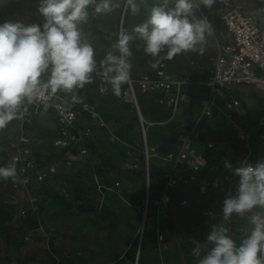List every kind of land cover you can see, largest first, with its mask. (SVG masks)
<instances>
[{
	"label": "crops",
	"instance_id": "obj_1",
	"mask_svg": "<svg viewBox=\"0 0 264 264\" xmlns=\"http://www.w3.org/2000/svg\"><path fill=\"white\" fill-rule=\"evenodd\" d=\"M112 2L119 5L115 8L118 11L124 2L127 5V0ZM136 3L139 12L133 15L127 5L128 11L133 20L144 23L150 9L163 2L136 0ZM94 10L93 4L88 6L89 14ZM211 40V35L207 34L204 43ZM131 41L136 49V53L128 58L132 64L131 75L153 71L151 65L156 60L145 53V42ZM202 46L200 44L196 51L188 54L182 52L171 60H161L174 76L188 75L192 79V82L181 85L183 98L175 109L159 104L156 94L139 93L142 95L139 110L146 119L156 121L147 132L148 143L157 152L151 159L153 190L162 184L170 168L162 153L177 147L181 123L203 129L196 146L209 160L205 173L217 170L224 158L235 159L243 153L233 129L225 121L223 99L217 101L219 109L212 115L205 116L201 112L199 100L206 91L200 81L205 78L213 56L212 51L204 53ZM246 89L251 91L243 98L240 90ZM124 90L125 84L121 86L119 96L113 93L112 86L106 93H100L92 81L71 93L60 91L68 106L79 111L70 128V134L76 138L69 143H54L59 130L51 112L31 110L21 123L13 120L0 129V167L13 150L9 146L10 140L19 133L30 139L32 156L40 165H57L56 173L41 182L32 181L19 187L8 182L12 186V200L0 210V252L4 259L16 263L44 251L56 264H96L92 258L99 252L109 261L99 264H110L112 260L119 264H134L142 219L143 156L136 111H133L131 101L123 97ZM226 92L239 99V107L244 113L241 118L243 125L256 131V123L264 109L262 93L249 85H231ZM73 95L80 102H73ZM83 104L89 105L91 110H82ZM210 142L213 147L206 148ZM81 149L86 153H80ZM130 163L137 166L126 167ZM116 181L119 185L113 188ZM185 193V190H180L176 195ZM180 207L196 213L195 220L184 233L180 231L178 222ZM22 209L25 210L23 214L20 213ZM204 221L201 208L194 203L182 206L173 202L166 218L158 216L151 206L145 220L137 264H156L159 260L164 264H199L204 255L196 257L192 254L196 244L187 237L202 239ZM148 222L150 226L147 228ZM161 233L163 240L159 243L157 235ZM240 244L238 239V246Z\"/></svg>",
	"mask_w": 264,
	"mask_h": 264
},
{
	"label": "built area",
	"instance_id": "obj_2",
	"mask_svg": "<svg viewBox=\"0 0 264 264\" xmlns=\"http://www.w3.org/2000/svg\"><path fill=\"white\" fill-rule=\"evenodd\" d=\"M173 2L174 0L169 5ZM217 17L224 28L225 36L223 39L215 38V51L210 59V67L205 78L200 81L206 95L199 100V105L202 114L210 116L219 109L217 101L224 100L222 111L225 121L233 129L236 142L242 147L243 153L235 159L224 158L217 170L205 173L209 160L203 150L196 146L203 129L185 122L181 123L177 147L162 153V158L170 163V168L162 184L153 190L151 159L157 155V152L155 147L148 143L147 132L149 126L154 125L156 121L148 120L143 116L139 110L135 91L141 94H156L159 104L175 109L183 98L181 85L192 82V79L188 75L174 76L163 62H160L151 72L130 76L129 81L125 83L123 97L126 99L128 96L131 97L137 115L142 141L144 187L140 202L142 219L138 229L134 264H137L149 208L152 206L158 216L166 218L173 202L182 206L194 203L201 208V214L205 219L202 226L204 237L198 239L189 236L187 240H193L196 247H200L202 255L214 246L207 241L213 226L226 227L227 234L238 246L239 214L233 213L225 220L223 205L225 199L238 195L239 177L234 169L242 166L244 162L250 163L253 167L264 163V109L256 123L257 130L252 131L243 125L241 118L244 113L239 107V99L232 93H227L226 90L230 89L231 85H249L260 91L264 98V0H222ZM101 62L102 60L96 63L97 71L91 74V78L97 85L98 91L106 93L111 84L102 75L104 66ZM49 72L42 74V82L47 81ZM81 109L91 110V107L83 104ZM31 110L52 113L59 130V136L54 143L65 144L76 138L70 134V128L79 111L68 106L60 91L32 103L25 100L18 110V118L13 120L21 123ZM9 146L13 150L1 167H7L15 160L17 174L21 180L25 181L14 183V187L27 186L32 181L41 182L48 175L56 173V163L43 166L35 160L31 153L30 139L25 134L19 133L12 138ZM212 147L211 142L206 144V148ZM80 153L85 154L86 151L81 149ZM225 162L231 163L232 168H225ZM136 166L135 163L126 165L129 168ZM118 185L119 182H114L113 188ZM180 190H185V195H176ZM20 213H25V210H20ZM162 240L163 234H158L157 241L160 243ZM156 264H164V262L159 260Z\"/></svg>",
	"mask_w": 264,
	"mask_h": 264
},
{
	"label": "clouds",
	"instance_id": "obj_3",
	"mask_svg": "<svg viewBox=\"0 0 264 264\" xmlns=\"http://www.w3.org/2000/svg\"><path fill=\"white\" fill-rule=\"evenodd\" d=\"M170 2L163 0L161 5L153 6L147 22L135 29L145 40V53L156 60L152 68L163 59L171 60L182 52L196 51V46L205 41V34H212L207 18L193 16L189 20L193 15V0H174L173 8L168 7ZM201 2L211 7L214 0ZM92 4H96L97 13L113 10L111 0H100L98 4L96 0H41L38 11L45 17L43 30L37 24L0 23V129L18 118V110L25 100L32 103L59 91L71 93L92 82L91 74L97 71L94 49L82 40L79 27L87 20V9ZM127 5L133 15L140 10L136 0H127ZM130 39L121 31L118 42L113 45L120 55L109 52L101 62L102 75L116 96L131 76ZM165 49L166 54L161 56ZM45 72H49L48 79L42 82ZM72 100L80 102L75 95ZM224 166L232 168L228 162ZM234 171L239 177L238 195L224 200L225 220L233 213L243 215L256 207L264 208V163L253 167L244 162ZM0 178L25 182L17 174L15 160L7 167H0ZM251 223L254 228L239 246L227 234L226 227L213 226L207 241L214 246L199 259V264H264V217L253 215ZM192 254L199 257L200 247H194Z\"/></svg>",
	"mask_w": 264,
	"mask_h": 264
},
{
	"label": "rangeland",
	"instance_id": "obj_4",
	"mask_svg": "<svg viewBox=\"0 0 264 264\" xmlns=\"http://www.w3.org/2000/svg\"><path fill=\"white\" fill-rule=\"evenodd\" d=\"M100 3V2H98ZM97 3V4H98ZM194 7L192 9V14L189 16V20L191 21L193 16L197 19L207 18L209 23L212 26V34H211V42H203L201 45H204L201 50L204 53H209L212 51V55L215 51V38L223 39L225 36L224 28L217 20L218 10L222 4V0H214V3L211 7L205 6L201 0L193 1ZM96 9V4H93ZM41 6V0H0V23L4 22H18L24 26H28L31 24H37L43 30V24L45 23V17L39 13V7ZM112 11L111 12H102L99 15L96 10L93 13H90L87 18V23L89 24L87 27L94 32H97L100 35L105 36L106 38H111L112 42H118L119 34L121 33V17L125 11H128L127 5L125 2L123 5H120V10H115V8H119V5L116 3H111ZM175 5L171 4L168 5L169 8H173ZM108 13H112L115 15V20L108 16ZM131 16V15H130ZM98 18V22L94 23L93 19ZM80 27V25H79ZM207 33L205 34L206 37ZM200 44L196 46L199 48ZM128 47L132 53H136V49L132 45V41L128 43ZM189 52L193 51H188ZM120 53L117 50L115 56H119ZM94 59L96 63L100 60L99 57L94 55ZM105 59V58H104ZM163 62V61H161ZM250 89L240 90L243 92V98L245 95H249ZM137 103L140 104L141 96L138 92L135 91ZM131 103V107L134 111L135 107L133 102ZM12 186L6 182L2 181L0 184V210L5 208L8 204H10L12 200ZM181 214L178 215V222L180 224V231L186 232L190 228V224L196 218V213L188 209L186 210L185 207H180ZM253 215H260L264 217V208L256 207L249 212H245L243 215H238V239L242 242L244 239L250 235L254 225L251 223V217ZM150 223L146 224L148 228ZM1 251V249H0ZM259 255V254H258ZM92 262L99 264V263H108V259L105 255L96 252V254L92 258ZM0 264H56L52 261V258L47 252L41 251L33 254L30 258L22 259L21 261H17L16 263H11L8 260L4 259L0 252ZM110 264H119L117 260H112Z\"/></svg>",
	"mask_w": 264,
	"mask_h": 264
},
{
	"label": "trees",
	"instance_id": "obj_5",
	"mask_svg": "<svg viewBox=\"0 0 264 264\" xmlns=\"http://www.w3.org/2000/svg\"><path fill=\"white\" fill-rule=\"evenodd\" d=\"M100 2V0H96V3ZM174 5V4H173ZM102 12L98 13L101 15ZM108 16L112 18V20H115V15L112 13H108ZM131 13L129 11H125L124 14L121 17V31H124L127 35L131 37L130 41H136L139 42L140 44H144L145 40L141 38L139 33L135 31V29L146 23L147 20L144 23H141L138 19L133 20L131 18ZM93 22L96 23L98 22V18H94ZM89 24L87 21L81 22L80 24V31H81V38L83 41H86L91 44V46L94 49V54L95 56L99 58H105L109 52H111L113 55H116L117 49L113 48V45L116 44L117 42H112L108 40L105 36L98 34L97 32H94L93 30H90L88 28ZM149 30H151V26L149 27ZM2 181L6 182H13L11 179L4 180L0 178V184Z\"/></svg>",
	"mask_w": 264,
	"mask_h": 264
},
{
	"label": "bare ground",
	"instance_id": "obj_6",
	"mask_svg": "<svg viewBox=\"0 0 264 264\" xmlns=\"http://www.w3.org/2000/svg\"><path fill=\"white\" fill-rule=\"evenodd\" d=\"M128 99L131 101V97L128 96Z\"/></svg>",
	"mask_w": 264,
	"mask_h": 264
}]
</instances>
